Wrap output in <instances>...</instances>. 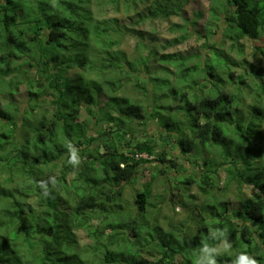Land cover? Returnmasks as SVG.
<instances>
[{
    "label": "trees",
    "instance_id": "16d2710c",
    "mask_svg": "<svg viewBox=\"0 0 264 264\" xmlns=\"http://www.w3.org/2000/svg\"><path fill=\"white\" fill-rule=\"evenodd\" d=\"M96 1L102 6L101 0ZM144 1L130 0L128 6L137 9ZM187 1L152 0L148 14L181 15ZM211 1L212 18L229 12L230 6L234 8L226 16L238 37L261 35L264 0ZM93 2L39 0L42 9L37 12L33 0H0V92L14 94V85L17 91L22 82L15 80L19 74L7 81V67L15 65L11 70L20 73L26 63L36 71L34 79L27 81L28 113L32 118L27 114L18 119L20 109L13 107L12 101L5 110L0 106V264H174L177 255L184 257L182 264H194L203 257V244L217 249L213 253L217 264H238L241 254L264 264V132L259 122L264 113L262 96L252 107V119L246 121L240 116L239 94L225 86L207 82V91L192 93L191 83L197 80L191 75L178 80L177 88L169 87V78V86L164 89L159 83L154 85L148 101L156 103L153 111L164 130L161 139L184 154L203 155L201 162L195 161L200 164V175L189 174L181 178V183H198L210 193L223 167L231 181L253 185L255 190L242 196L236 207L228 206L225 199L204 202L195 225L184 224L187 228L194 225L195 231L190 234L177 233V226L173 230L165 228L156 218L148 219L152 185L178 163L167 149L159 152L156 141L135 135L132 121L144 122L148 113L141 101L118 94L124 85L110 72L130 75L128 66L134 69L136 63L125 51L114 49L120 30L113 17L95 16ZM120 2L106 0L105 4L119 7ZM188 35L186 32L171 44L183 42ZM176 56L165 53L163 58L182 74L185 63ZM75 67L89 76L71 77L67 71ZM229 68L222 62L208 65L206 70L211 76L218 69L233 76ZM159 79L154 76L151 81ZM240 82L245 81L241 78ZM104 91L111 93L97 115L92 105ZM49 95L53 96L54 113L50 117L43 111L36 116ZM164 97L178 102L159 104ZM84 105L90 117L80 120ZM173 114H182L183 123ZM93 118L105 121L106 127L90 136ZM68 143L79 150L82 163L78 168L68 163ZM211 147L220 159L206 156ZM157 161L162 165H155ZM143 164H154L156 172L135 194L136 206L129 213L130 208L122 207V184H135ZM69 173H74L71 181ZM50 177L56 184H48L51 197L45 198L39 182ZM62 192L72 195L71 206ZM77 227L85 228L92 240L80 252L74 232ZM223 230L225 236L221 235ZM225 239L231 244L227 250ZM154 256L156 259L150 260Z\"/></svg>",
    "mask_w": 264,
    "mask_h": 264
},
{
    "label": "rangeland",
    "instance_id": "374dc122",
    "mask_svg": "<svg viewBox=\"0 0 264 264\" xmlns=\"http://www.w3.org/2000/svg\"><path fill=\"white\" fill-rule=\"evenodd\" d=\"M23 1L26 3L30 0ZM33 1H35L37 12H39L42 9L40 4H38L39 0ZM105 2L106 0H101L102 6H98L96 0L95 3L93 2L95 16L100 19L112 17L115 19L116 27L119 28L120 32L115 39L117 45L114 49L125 51L128 59L136 63V68L134 69L128 66L130 75L125 71H111L110 75L120 78L121 84L124 85V89L121 92L119 91L118 94H126L136 101H141L148 113L147 119L144 122L132 121L134 133L140 139L147 138L156 141L159 152L167 149L171 159L177 160L178 163L176 168L171 171L169 170L165 175L158 176L155 180L152 185V195L150 196L152 204L149 205L146 216L148 219L156 218L165 228L173 230L175 229L174 226H177V229H175L177 233H184V231H188L189 234L190 232L193 233L195 231V227H192L195 225L194 220L199 219L204 202L211 201L214 198L215 200L225 199L228 201V206L236 207L239 204L240 198L253 194L255 188L253 185L231 181V175L223 167L216 176L217 186L213 190H210V193L204 192L198 186V183L182 184L181 178L194 172L200 175V164L195 161L201 162L203 155H195L194 153L184 154L172 144H166L160 136L164 130L153 111L156 103L152 101L151 103L148 100L152 94L154 85L157 83L164 89L169 86V78L171 81L169 87L177 88L180 87L177 84L178 80L191 75L197 80V83H191L193 86L190 89L192 93H201L202 90L207 91V82H210V86L214 85L211 82L218 84L219 87L225 86L230 92L239 94L240 116L243 115L246 121L252 119V107L256 104L257 98L260 95L262 96L261 106L264 109V91L262 90L264 72H258L259 70H264V30L258 38L238 37L234 28L229 25L230 21L226 16L227 14L231 15L234 8L230 6L228 7L229 12L212 18V14L210 13L211 0H188L181 15L176 14L170 17L149 16L148 8L151 6L152 0L149 2L145 0L144 3H139L137 9L135 7L129 8L128 4H130V0H121L119 7L105 4ZM186 32L189 33L186 40L174 45L171 44L172 41L180 38ZM165 53L176 54V57L184 61L185 65L182 69V74L179 73V68L174 63L165 62L163 58ZM98 56L101 57L102 53H99ZM222 62L229 64V70H231L233 76L219 69L213 76L208 74L206 70L208 65L216 63L219 65ZM14 66H6L9 68L6 69V80L8 81L9 78L19 74L15 77V80L19 79L22 82L17 87V91L14 90L16 88L14 85V94L8 95L4 90L0 92V106L5 110L6 105H11L12 101L14 103L13 107L17 106L18 110L20 109V113L17 114L18 119L23 118L27 114L28 117L32 118V113H28L31 107L27 81L34 79L35 68L25 63L19 73L11 70ZM67 73L73 78L82 75L84 78L89 76L87 71L79 67L70 68ZM90 76L94 78L96 74L92 72ZM154 76H158L160 78L159 81H151V78ZM206 77L208 78L207 80ZM241 78L244 79V83L240 82ZM110 93L108 91L102 92V95L99 96V101L92 105V109L97 115L99 114L100 105L107 103ZM160 93L162 92L160 91ZM45 98L47 101L43 102L37 112H35V115L38 117L43 111L48 112L51 117L55 111V106L51 103L53 96L49 95ZM177 102L165 97L158 100L159 104L165 105L176 104ZM173 115L177 122L183 123L185 120L182 114ZM88 116L90 117L84 105L82 106L80 120L88 118ZM260 117L261 120L259 122L264 132V113ZM92 120L89 127L90 136L96 135L97 130H104L106 127L105 121L99 122L96 118ZM261 145L264 148V141ZM215 152L216 149L211 147L210 150L206 151V156L220 159V156ZM142 155L147 157L146 154ZM156 164L162 165L158 161ZM155 172L154 164H143L140 167V172L137 174L138 178L135 184H122L124 187L122 207L125 209L130 208L129 213L136 206L134 200L135 194L144 188L145 183L151 179V174ZM73 176L74 173H69V181L72 180ZM184 186L185 189H183ZM62 193L63 197H66L68 200V206H71L74 203V201L70 200L72 195L70 194L69 196L68 194L65 195L64 192ZM189 222L194 225H188L187 228L184 224ZM74 232L79 243L77 251L80 252V250L92 243L85 228L77 227L74 229ZM155 259L156 256L150 257V260ZM183 261L184 257L177 255L174 264H182Z\"/></svg>",
    "mask_w": 264,
    "mask_h": 264
},
{
    "label": "clouds",
    "instance_id": "9594fccd",
    "mask_svg": "<svg viewBox=\"0 0 264 264\" xmlns=\"http://www.w3.org/2000/svg\"><path fill=\"white\" fill-rule=\"evenodd\" d=\"M69 151V160L68 163L72 165L74 168H78L82 163V158L79 155V150L71 143L66 145ZM51 183L55 186L56 181L54 177H50L48 181H40L39 187L43 190L42 194L45 198L51 197V192L48 188V184ZM226 230L221 232V235L225 236ZM231 247L230 242L225 239L224 249H229ZM217 251L214 247H208L207 245L203 244L200 248V253H203L202 258H197L194 261V264H217V259L213 256V253ZM238 264H258V261L246 254H241L239 256Z\"/></svg>",
    "mask_w": 264,
    "mask_h": 264
}]
</instances>
